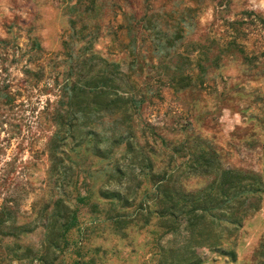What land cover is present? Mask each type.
I'll return each instance as SVG.
<instances>
[{
	"label": "rangeland",
	"instance_id": "rangeland-1",
	"mask_svg": "<svg viewBox=\"0 0 264 264\" xmlns=\"http://www.w3.org/2000/svg\"><path fill=\"white\" fill-rule=\"evenodd\" d=\"M0 264H264V0H0Z\"/></svg>",
	"mask_w": 264,
	"mask_h": 264
},
{
	"label": "trees",
	"instance_id": "trees-1",
	"mask_svg": "<svg viewBox=\"0 0 264 264\" xmlns=\"http://www.w3.org/2000/svg\"><path fill=\"white\" fill-rule=\"evenodd\" d=\"M189 77H186L188 79ZM260 189V184L256 180H252L251 183L247 186V190L250 192H255Z\"/></svg>",
	"mask_w": 264,
	"mask_h": 264
}]
</instances>
